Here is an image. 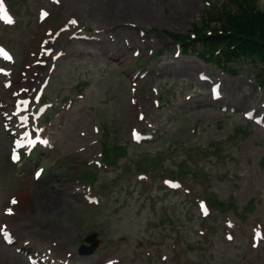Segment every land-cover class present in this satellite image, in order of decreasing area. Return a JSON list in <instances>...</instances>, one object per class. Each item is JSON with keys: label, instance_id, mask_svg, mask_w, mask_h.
<instances>
[{"label": "rangeland", "instance_id": "1", "mask_svg": "<svg viewBox=\"0 0 264 264\" xmlns=\"http://www.w3.org/2000/svg\"><path fill=\"white\" fill-rule=\"evenodd\" d=\"M131 1L146 2L145 17L122 13ZM2 3L14 22H0L12 61L0 60V225L19 245L52 249L55 264H264V131L243 117L248 109L264 116L257 68L230 60L222 72L202 59L196 41L175 57L178 44L162 34L199 26L210 11L205 0ZM256 6L264 11V0ZM41 11L50 14L45 22ZM45 78L42 102L51 108L43 139L52 150L11 167L4 115L20 89L34 93ZM214 85L219 102L211 101ZM134 128L151 140L133 144ZM98 150L114 163L97 167ZM34 166L44 170L38 180ZM166 178L180 189L165 190ZM87 238L96 248L81 256ZM16 251L0 240V264H27Z\"/></svg>", "mask_w": 264, "mask_h": 264}, {"label": "trees", "instance_id": "2", "mask_svg": "<svg viewBox=\"0 0 264 264\" xmlns=\"http://www.w3.org/2000/svg\"><path fill=\"white\" fill-rule=\"evenodd\" d=\"M257 1L233 0L234 9L224 5L200 21L198 36L211 46L222 45L226 58L242 55L264 60V11L256 6Z\"/></svg>", "mask_w": 264, "mask_h": 264}, {"label": "bare ground", "instance_id": "3", "mask_svg": "<svg viewBox=\"0 0 264 264\" xmlns=\"http://www.w3.org/2000/svg\"><path fill=\"white\" fill-rule=\"evenodd\" d=\"M123 8V7H122ZM125 11L123 14H128L131 17H145L148 13V8H146V2L137 1V2H129L128 5L125 6ZM117 14V13H116ZM116 16V15H115ZM118 16V15H117ZM127 21V20H126ZM135 21V20H134ZM131 22V21H130ZM116 48V47H115ZM119 52V51H118ZM117 52V53H118ZM120 56V55H119Z\"/></svg>", "mask_w": 264, "mask_h": 264}, {"label": "snow or ice", "instance_id": "4", "mask_svg": "<svg viewBox=\"0 0 264 264\" xmlns=\"http://www.w3.org/2000/svg\"><path fill=\"white\" fill-rule=\"evenodd\" d=\"M43 15H46V13L43 14ZM0 20H3L5 23H9V24H11V23L14 22V21L11 19V17L8 15L7 10L4 8V5H3V3H2V0H0ZM0 54L4 55L5 58H9V59H10V57H8L7 54L3 52L2 49H0ZM12 203L15 204V203H17V202H16L15 200H13ZM202 207H203V206H202ZM8 214H9V215L12 214L10 210L8 211ZM205 214H207L206 211H205ZM5 236H7V233H5Z\"/></svg>", "mask_w": 264, "mask_h": 264}, {"label": "water", "instance_id": "5", "mask_svg": "<svg viewBox=\"0 0 264 264\" xmlns=\"http://www.w3.org/2000/svg\"><path fill=\"white\" fill-rule=\"evenodd\" d=\"M81 252H83V251H81ZM92 252H93V247L88 249L85 254H91Z\"/></svg>", "mask_w": 264, "mask_h": 264}]
</instances>
